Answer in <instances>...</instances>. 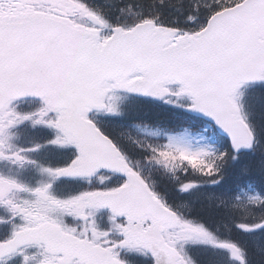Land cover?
<instances>
[{"label": "snow or ice", "instance_id": "1", "mask_svg": "<svg viewBox=\"0 0 264 264\" xmlns=\"http://www.w3.org/2000/svg\"><path fill=\"white\" fill-rule=\"evenodd\" d=\"M0 264H264V0H0Z\"/></svg>", "mask_w": 264, "mask_h": 264}]
</instances>
